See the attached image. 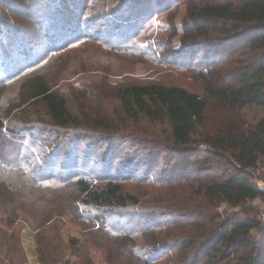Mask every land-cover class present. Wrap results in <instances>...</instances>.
<instances>
[{
    "label": "rangeland",
    "instance_id": "374dc122",
    "mask_svg": "<svg viewBox=\"0 0 264 264\" xmlns=\"http://www.w3.org/2000/svg\"><path fill=\"white\" fill-rule=\"evenodd\" d=\"M121 1L123 0L119 2ZM193 1L141 0L137 6V14L132 16L127 25L122 24L117 29L114 22L106 23V19L99 20L96 27L89 25L92 29L100 30L97 33L101 38L99 43L81 36L74 40L75 36L87 34L89 31L86 27L87 17L84 16L92 14L89 8L94 5L93 0H0V75H18L11 80H8L7 76L0 77V117L7 122V128L0 130V264L48 262L41 259V228H48L47 235L54 238L50 246H44L43 250H66V257L59 264L82 263L81 251H76L77 249L71 246V238L81 241L84 253L92 260L91 264H113L110 261L115 258L110 250L103 247L105 240H101V235L93 233L94 236L89 233L87 237L82 228L91 227H85L84 221L80 220L77 214L74 218H69L61 211L55 214L57 216H54L51 223H44L46 226L40 227L37 223L33 217L36 213L35 206L33 208L31 205V199L35 197L34 192L45 191V194L53 199L52 191L44 190L46 188L38 186L31 178L23 177L21 172L2 163L6 159L14 160V154L18 148L23 149L22 145L33 143L31 137L22 141L25 133L17 136L10 131L15 130L18 125L38 126V130L36 128L34 131L38 141L40 140L42 152L36 148H33V152L36 156L39 153L41 156L44 152L48 157L46 162H43L45 168L41 166L38 175L46 174L47 177L51 172H54L57 178L64 175L61 180L54 179L49 182L62 190L54 192L63 200L75 192L72 187L70 191L69 185L68 191L67 187L63 191L66 181L69 180L67 173L72 171L71 175L81 173L96 180L106 178L102 183L118 178L125 187L136 192L145 205L162 204L166 195H180L187 206L184 209L186 211L177 217L180 222L178 226L169 227L176 228L171 233L177 234L178 237L174 236L180 238V241L194 237L199 243L198 240L207 236L213 226H224L233 214L244 220L261 221L264 226V199L261 197L241 205L224 202L218 207H213L211 202L208 204L206 198L197 195V188L186 189L167 185L164 190H160L150 185L155 184L159 177L168 178L169 175H179L181 172L190 173L192 180L225 179L234 172L235 162L229 155L216 156L210 153L211 147L206 142L208 137L231 125L240 129L248 128L264 118V107L247 106L237 109L221 102L209 92V79L216 75L226 78L221 85L229 84L228 80L231 81L230 84H235L228 78L229 71L245 66L250 56L256 57L257 51L246 45L245 33L233 35L235 38L219 32H212L210 38L197 36L198 33L191 28L189 20ZM54 24L59 27L57 31L53 27ZM111 27L118 31L112 33ZM125 36L131 41L134 40L136 50L124 52L110 47L113 41L122 42ZM226 39L234 41L226 42ZM230 42L238 44L241 48L224 55L226 47L223 46ZM217 64H221V68L218 67L212 72L206 71L209 66ZM38 76L45 78L53 91L64 96L89 127L93 126L91 119L99 121L100 117L97 115L110 116L114 127L120 130L122 139L80 140V135L71 134L67 140H63L66 145L61 147L62 150L58 145L53 150L55 147L50 144L55 142L56 136L49 135L48 132L47 136L45 133L41 136L38 132H44L46 129H64L50 119L40 98L33 101L26 93L27 83ZM152 81L183 86L208 99L205 123L193 132L191 145L175 147L167 120L155 122L143 115L135 120L125 115L117 97L118 88L131 83ZM87 130L95 132L93 128ZM15 132L19 133L18 130ZM63 132L69 133L68 130ZM77 132L74 130L73 133ZM125 134H128L127 138L123 136ZM48 136L49 138L45 139ZM76 144L79 145L78 155H69V150ZM196 147L203 151L200 158H210L211 161L206 165L196 163L192 168L185 170V159L199 158V154L190 156ZM52 151L56 153L50 154ZM188 152V155H184ZM249 172L254 182L264 186V154L258 157L256 166L250 168ZM151 173V182H145V175ZM21 188L27 191L22 193ZM30 191H33L32 195ZM77 202L76 200L73 204L78 207ZM43 204L46 206L45 201ZM145 205L130 204L127 208L112 211L105 220L121 226L138 222L137 228L149 229L160 217H168H155L151 209L144 208ZM89 209L85 211L88 216H104L106 213ZM199 212H209L213 218L201 223L200 218L195 217ZM216 214L218 216H214ZM155 226L153 228H156ZM252 235L261 245L263 238L260 231L253 229ZM180 244L182 248L183 243ZM260 245L253 251L258 252ZM52 252L55 255L60 253L55 250ZM242 254L244 252L237 254L236 259ZM120 261L117 264H139L137 261ZM177 262L172 252L163 251L154 264H178Z\"/></svg>",
    "mask_w": 264,
    "mask_h": 264
},
{
    "label": "trees",
    "instance_id": "16d2710c",
    "mask_svg": "<svg viewBox=\"0 0 264 264\" xmlns=\"http://www.w3.org/2000/svg\"><path fill=\"white\" fill-rule=\"evenodd\" d=\"M119 1L93 0L94 5H91L89 8L92 14L84 16L87 17L88 26L86 27H88L89 31L87 34L75 36L74 40L79 39L81 36V38H90L99 42L101 38L97 36V33L100 30L97 28L96 30L95 28L92 29L89 25L96 27L101 19H106V23L114 22L117 29L122 24L127 25L131 21L132 16L137 14V6L141 0ZM191 3L189 20L191 28L198 33L197 36L210 38L212 32H219L229 37L245 33L244 39L246 45L257 51L256 57L250 56L245 66H241L234 71H229L230 75L228 78L232 79L235 84H230L231 81L228 80L227 83L229 84L225 86L221 85L222 81H225L226 78L216 75L209 79L207 85L209 92L221 102L237 109L247 106L264 107V0H194ZM53 27L55 31L59 28L55 24ZM62 27L60 26V28ZM111 30L112 33L118 31L113 27L110 28ZM232 38L235 37L233 36ZM227 40L225 41H234L233 39ZM112 44L111 48L115 47L124 52L137 49L134 46V40L131 41L127 36L122 39V42L113 41ZM228 46L230 47L228 48ZM223 47H226L224 53L226 55L232 53L237 48L239 49L240 46L234 42H230ZM220 66L221 64L209 66L208 69L206 68V71L212 72L218 67L221 68ZM6 76L9 77L8 80H11L18 75L11 76L8 73L0 75V77ZM26 93L32 97L33 101L40 98L50 119L57 126L68 130V134L63 132L64 130L50 131L46 129L44 132H38L41 136L43 133L46 136L48 133L49 135H55V142L50 144L53 147L58 145L61 148L63 145H66L63 143V140L71 134L80 135V140L99 139L100 141H109V139L113 138L122 139V135L119 133L120 130L114 127V121L110 116L105 114L101 116L97 115V117H100L99 121L91 119L90 121L93 122L91 123L93 126L89 127L84 123L85 121L81 118V115L69 105L67 99L53 91L47 80L41 76L27 83ZM117 97L121 101L125 115L129 118L138 120L143 115L155 122L167 120L171 127V140L177 148L191 145L193 132L205 123L206 111L209 104L206 97L192 92L186 87L167 85L154 81L121 86L117 90ZM6 123L4 118L0 117V130L7 128L5 126ZM31 125H18V127H15V130H10L17 136L25 133L22 141L28 137L32 138L33 143L28 144L32 146L31 149L29 148L30 151L26 149L30 146L22 145L23 149L18 148V151L14 154L16 156L14 160L6 159L2 163L6 166H11L12 168H9L13 170H18L22 173L23 177L31 178L38 186L46 188L44 190L52 191L53 199L45 194V191H35V197L31 199V205H33V208L35 206L34 212H36L33 217L40 227L46 226L44 223H51L54 220V216H57L55 215L57 212L59 214L62 211L64 212L62 214L69 218L77 214L78 218L84 221L83 225L85 227H91L82 228L87 237L89 233H94L97 236L101 235V240H105L103 241V247L115 255L113 256L115 258L110 261L113 264L121 262L120 260H126V262L129 261L131 263L132 261H137L139 264H154L157 257L163 251L172 252L178 264H218L223 261L225 262L222 264H264V226L262 222L255 219L244 220L237 214L231 215L230 220L225 222L224 226L219 225L218 228L216 227L217 225L213 226L207 236L198 240L200 241L199 243L194 237L191 240L184 239L180 241V238H177V234L171 233L176 228H169L172 225L178 226L180 222L177 217L182 216L181 214H184L186 211L184 209L187 206L178 194L172 196L166 195L162 204L145 205L141 197L132 189L125 187L124 183L118 178L108 179L106 183H102L101 181L106 178L96 180L90 176L81 175V173L71 175L72 171H69L67 173L69 180L66 181L63 191L69 185L70 191L72 187L75 192H72L71 195L69 194L68 198H64L65 200L61 199L54 191L62 192V190L57 189V185L52 186V183L49 182L54 179L61 180L65 176H58L59 178H57L54 172L48 173L47 177L46 174L45 176L38 175L41 166L45 168L43 162H46L48 157L44 152L41 153V156L40 153L36 156L37 154L33 152V148H36L38 151L41 150L40 152H42V148L39 145L40 140L38 141L37 133L34 131L38 126ZM88 128H93L95 132H87ZM17 130L19 133L15 132ZM74 130L78 131V134L73 133ZM127 135L123 136L126 137ZM48 138L49 136L45 139ZM206 142L211 147L210 153L216 156L229 155L234 160L236 166L230 176L222 180L216 178L204 180L196 178L192 180L190 179V173L181 172L182 174L180 173L179 175H169L168 178L162 177L161 179L159 177L155 184L150 183V185H154L155 189L160 190L167 185L186 189L197 188L195 190L197 195L206 198L208 204L211 202L213 207H218L224 202L231 205H241L248 200L258 197L264 199V186L254 182L249 172L250 168L256 166L258 157L264 154V118L248 128L240 129L231 125L214 135H210ZM78 146L77 144L73 146L69 150V155H75V153L78 155ZM59 152L65 154L62 151ZM59 152H57L58 155L60 154ZM192 152L190 156L199 154V158L195 160L185 159V170L192 168L196 163L198 165L210 163V158H200V154L203 151L199 148L196 147ZM54 153L56 152H50V154ZM188 154L189 152L187 154L184 153V155ZM151 175L153 174L145 175V182H151ZM64 183L62 182V184ZM69 187H67V191ZM20 191L23 193L27 190L21 188ZM31 192L33 191H30V194ZM76 200L79 204L78 207L73 204ZM44 201L46 206L43 204ZM47 203L49 206H47ZM130 204L145 205L146 207L144 208L147 210L151 209L154 212L152 215L155 217H159L160 215H167L168 217H160L159 220L153 222L154 225H151L152 227L149 229L137 228L138 222L121 226L111 224L105 220V217L107 218L112 211L127 208ZM87 208H90L89 210L106 211V213L104 216L99 214L88 216L85 212ZM195 217L200 218L201 223L208 222L209 219L213 218L209 212H199L198 216L196 215ZM216 219L217 217L214 218V220ZM154 226L156 228H153ZM42 229L43 233L41 236H43L41 239L39 238L40 249L42 251L41 259L48 261L45 264L61 263L66 257V250L62 247V249L52 248L51 251L43 250L44 246H50L54 238L47 235L48 228ZM253 229L260 231L263 238L261 245L253 237ZM170 236H173V238H169ZM86 240L88 242L87 238ZM179 241L183 243L182 248L179 246L182 245L178 243ZM70 243L75 250L77 249L76 251H81V264L92 263L89 256L84 253L85 250L82 248L80 240L71 238ZM194 244L196 246L192 248ZM259 245V251H253ZM54 250L60 251V253L55 255L52 252ZM243 252L244 254L236 259V255Z\"/></svg>",
    "mask_w": 264,
    "mask_h": 264
}]
</instances>
